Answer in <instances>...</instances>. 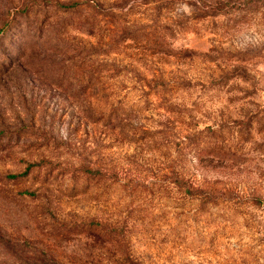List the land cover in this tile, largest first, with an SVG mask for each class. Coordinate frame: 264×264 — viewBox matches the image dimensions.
Listing matches in <instances>:
<instances>
[{
    "label": "rangeland",
    "instance_id": "1",
    "mask_svg": "<svg viewBox=\"0 0 264 264\" xmlns=\"http://www.w3.org/2000/svg\"><path fill=\"white\" fill-rule=\"evenodd\" d=\"M0 30V264H264V0H0Z\"/></svg>",
    "mask_w": 264,
    "mask_h": 264
},
{
    "label": "trees",
    "instance_id": "2",
    "mask_svg": "<svg viewBox=\"0 0 264 264\" xmlns=\"http://www.w3.org/2000/svg\"><path fill=\"white\" fill-rule=\"evenodd\" d=\"M202 4L205 8H207V10L209 12H211L212 15H215L216 13H219V12H222L223 10H225L224 6L231 5V3H219V2H214L211 4H207L204 2ZM58 6L64 10H70V9H73L76 7L75 5L74 6H62L59 4H58ZM1 32H2V30H0V33ZM86 172L90 173V171L88 169H86ZM178 180H179V178L176 177V182ZM184 186L186 187V184H184ZM185 192L187 194L192 195V197L199 199L201 201V203L204 205H207V204L214 205L216 203V201H215L216 198L208 197V195L205 192H203L202 189L196 188L193 185H187ZM26 195L35 196L34 193H26ZM251 202H252L253 206L264 209V201H262L261 199L256 198V199H253ZM111 232H114V231H111ZM125 259H126V264H138L137 262L132 260L131 256H129L128 254H126Z\"/></svg>",
    "mask_w": 264,
    "mask_h": 264
}]
</instances>
